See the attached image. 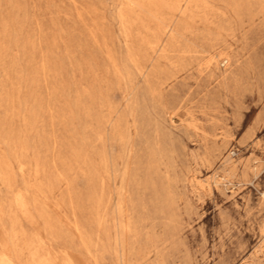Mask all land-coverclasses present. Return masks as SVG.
I'll list each match as a JSON object with an SVG mask.
<instances>
[{"label": "rangeland", "instance_id": "374dc122", "mask_svg": "<svg viewBox=\"0 0 264 264\" xmlns=\"http://www.w3.org/2000/svg\"><path fill=\"white\" fill-rule=\"evenodd\" d=\"M0 264H264V0H0Z\"/></svg>", "mask_w": 264, "mask_h": 264}, {"label": "bare ground", "instance_id": "6f19581e", "mask_svg": "<svg viewBox=\"0 0 264 264\" xmlns=\"http://www.w3.org/2000/svg\"><path fill=\"white\" fill-rule=\"evenodd\" d=\"M220 57H221V54H214L213 56H211L209 63H214ZM225 58H227V57H225Z\"/></svg>", "mask_w": 264, "mask_h": 264}]
</instances>
